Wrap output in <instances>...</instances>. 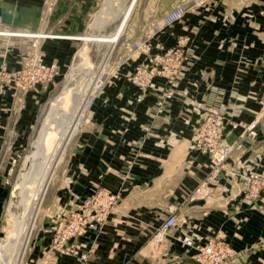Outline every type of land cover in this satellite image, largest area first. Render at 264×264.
Returning <instances> with one entry per match:
<instances>
[{"label": "crops", "instance_id": "crops-1", "mask_svg": "<svg viewBox=\"0 0 264 264\" xmlns=\"http://www.w3.org/2000/svg\"><path fill=\"white\" fill-rule=\"evenodd\" d=\"M189 1L137 0L116 55L127 41L142 35L148 24ZM99 3L53 0L48 9L45 0L1 1L0 31L10 34L0 35V64L19 68L25 42L37 41L45 59L56 61L58 72H65L79 52L83 40L79 36L89 26L101 30L95 21ZM263 10L264 0H203L162 35L171 45L178 34H189L195 51L194 64L179 83L182 95L164 113L155 112L156 91L142 92L123 78L106 84L65 147L61 173L47 197V210L59 217L96 187L119 192L121 202L99 232L71 240L82 251L89 250L86 262L76 255L48 251L52 219L43 216L22 264H200L195 249L185 246L179 237L191 234L203 242L219 229L237 250L235 262L261 264L264 197L261 206L245 200L241 193L244 179L239 173H264ZM157 82L163 84L160 78ZM214 92L219 95L215 99ZM205 97L227 103L232 114L238 112L233 119H259L258 136L244 138L243 150L228 161L230 171L207 182L208 197L194 198V190L210 172L208 156L193 149L191 142L201 117L195 104ZM47 99V92L40 89L0 96V169L6 170L0 172V233L9 186L7 170L14 166V154L28 146ZM241 135L240 129L230 131L225 141L233 142ZM4 153L7 160H3ZM169 203L179 206L178 224L153 244L155 232L168 216Z\"/></svg>", "mask_w": 264, "mask_h": 264}, {"label": "rangeland", "instance_id": "rangeland-1", "mask_svg": "<svg viewBox=\"0 0 264 264\" xmlns=\"http://www.w3.org/2000/svg\"><path fill=\"white\" fill-rule=\"evenodd\" d=\"M1 1H3V0H0V2ZM128 2H129V0H123L122 5L118 6V4L120 3L118 0H100V3L98 5V7L96 8V10L99 9V12H97L96 15H95V21L99 20L98 23H100L99 24L100 28H101L100 32H102V33H110L111 31H113L115 29L116 24L119 22V19H116L114 22H109V23H106V24L102 23L103 25H105V27L101 26L102 25L101 24L102 19L104 18L106 20V16H107V15L105 16L106 13L104 15L102 14V12L104 10H106V7L115 6V5L120 7V9L117 10V13L119 14V18H120V14H121V12H123L122 8L125 5H127ZM45 3H46V0H45ZM46 6H47V4H46ZM52 6H53V0H51V4H49V7L47 6V8L48 9L52 8ZM133 12H134V8H133L131 14ZM263 12H264V10H263ZM131 14H130V16L128 18V21H127V23H126V25H125V27H124L122 32H125L127 27H129V22H130V20L132 18ZM110 15H111V12H110ZM110 15H109V17L112 18ZM162 17H163V15L161 17H159L158 19L154 20L152 23L148 24L145 27V29L143 30L142 35H140L139 37H136L134 40H137V39L140 40V39L144 38L145 36H150V35L153 36L154 35L152 37V39H151L153 44H156L157 42H160L161 45H163L165 48H169V47H173V46H176V45H180V43L183 44L181 42L180 38L188 37L189 38V42L187 44H184V46H182L184 51L186 49L185 61L188 63V69L185 72V74H186L189 71V69L192 67V65L194 64V61H195V51H194L193 39H192V37L189 34H178L176 36L175 42L173 44H171V45L166 44L162 40V35L169 28H171L176 22L174 24L170 25V26H165L162 30L157 31L158 22H159V20ZM96 30H97V27L95 29V26H94V28L89 26L88 31L84 35L96 34L97 31H98V30L97 31ZM7 34H10V32L0 31V35H7ZM14 34L25 36L24 33H14ZM34 35H44V36H46L47 34H32V37ZM26 37H28V36H26ZM132 41L133 40L127 41L124 44V49H123L121 54L125 53V50H126L125 47L128 45V43H131ZM6 43L7 42L4 41V46L6 45ZM118 43H119V41L114 43L115 45L114 44H110L109 42H99L98 43L96 41H92V42L91 41H86V40L79 41V52L73 58V61H72V63H70V65L67 68V70L65 72H58V69H57L56 73L52 77L46 76L44 74V72L39 70L38 66L40 64L51 65L52 63H55L57 65L58 63H56V61H47L45 59V53L43 52V50H41V48L40 49L38 48L39 44L37 43V41H32L30 43L29 42H25V45H26L25 50H24V52H21V53H24V55H26V53H27L28 55L24 56L22 54L23 56H21L20 67L19 68H17V69L9 68L8 65L5 62L0 64V96H4L7 93L15 94V93H17L19 91L20 92H28L29 90H37V89H40V90H43V91L47 92V95H48L47 101L45 103H43L42 108L40 110V113H39V116H38V120L36 121V124H35V126L33 128L32 133H31L28 146L26 147V149L23 152L14 154L15 161H14V159H11L13 161V163H14V166H13L12 169L7 170L6 179L9 182V186H8V192H7V196H6V201H5L4 207H3L2 230H1V233H0L1 236L6 234L7 232H11V231H14V233H16L18 236H21L22 232L19 229L18 221L12 220V217H13L14 213H15V215H20L21 213H25L24 206L20 202V191H21V189H20L21 180L19 178V173L21 171L20 168H21L22 164L24 163L25 156L29 155L30 151L35 149V147L33 146V143H34L35 139L38 137L39 130H40V127L42 125L43 119L49 113V111L51 109V106L53 105L52 103L55 102V99L58 100L59 96H62V97H60V102H63L64 108L67 111H70L71 96H72L70 94H73L72 92H75L76 90H78V92H80V94H83L82 98H86L88 96L87 94H89L96 86H98V87L95 88L96 93H97V97L95 99V102H96L98 97L102 94L106 84L110 80H112L114 78L115 79H117V78L126 79L131 84L137 86L136 84H134L128 78V75L132 71H134L135 67L138 64L143 62V60L145 59L144 55H138V56L137 55H132L129 58V60H128L129 63L125 64L122 67V70H120V72L117 73V74H113L112 72H109L108 68L105 67V65H104L105 60L108 61V66H109L115 61V59H117V57H119L121 55V54L116 55V46H117ZM11 45H12V43H11ZM110 45H111L112 48L110 47ZM29 48H30V50H29V52H27V50ZM186 53H187V55H186ZM104 71H105L107 77L103 80L102 86L97 85V80L99 78L98 75H100L101 72H104ZM95 78H97V79H95ZM158 78L162 79L161 83H166V80L164 78H161V77H158ZM158 78L155 79V82H156L157 85H158V82H157ZM181 78H180V80H181ZM92 79H93V81H92ZM180 80H179V83H180ZM179 83H178V85L176 87V91H175L174 96L167 101V103L169 105H170L171 101L174 98L180 97L182 95V93H181V91L179 89ZM87 87H89V89ZM137 87L140 88L142 92H146V91H149V90L156 91L157 92V97L159 96V88L156 87V86H152L151 88H147V89H142L139 86H137ZM90 88H92V90ZM214 93H215V97H214V99H215L219 95H218L217 92H214ZM207 100H213V98L209 99V97L208 98L205 97V98L199 100L195 104V108L201 113L200 119L205 114L202 111V109L199 107V104L200 103H205ZM84 101H85V99H82L81 104H83ZM64 102H65V104H64ZM220 103H223V106L228 109V117L229 118L233 119L232 118L233 114L234 115L238 114V112H234V110H233V114H232L231 107L228 106L227 103H225V102H220ZM93 105L90 108L81 107V109L83 108V110H84V118H83L84 122L86 121L88 113L91 110V108L93 107ZM60 111H63L62 107L60 108ZM233 120H237V121L243 122L246 127H243V125H242V126H239L238 128L234 129V128H231L230 125H227L226 128L223 129V131H222V136L223 137H222V141H221L220 145L223 146V147L227 146V148H229V146H231L233 148L232 151H231L232 153L229 154L225 158V160H223V163H222V166H221L220 169H218L217 167L214 168L213 163L210 161L209 155L206 154L208 156V158H209L210 172L206 176V178H204V180L200 183V185L197 187V188L201 189L200 192H201L202 196H199V197L197 196V197H194V198H206V197H208L209 190L207 189V186H206L207 182L209 180H211V179H215L221 172L229 170L228 169V161L230 160L231 157H233V155H235V153L243 150V148H244V143H243L244 138H250V139H253V140L257 139L259 119L255 118V119H252L251 121H247V120H244V119H241V118H236V119H233ZM83 121L81 122L82 125L84 124ZM81 126H79V129L81 128ZM249 127H250V130H249ZM238 129L241 130V133H242L241 138H239V139H237V140H235L233 142L225 141L226 134L228 132H230V131L234 132V131H236ZM70 140L66 143L65 147L67 146V144H69ZM192 148L199 151V149L194 148L193 146H192ZM64 152H65V150H63V153H62L63 157L61 158L60 162L58 163V165L55 168L54 174H53V176L51 178L52 180L50 181V183H49V185L47 187L46 193H45V195L43 197V200L41 202V206L39 208V212H38L37 217L35 219V221H36L35 225H34L32 231H31L30 239L28 240V245H27V248H26L27 250L25 252V255H24L23 259H22L21 264L29 256V248H30L31 240L33 239V236H34V234L36 232L35 228L40 223L41 218H43V216H44L45 220L52 219V228H53V226H54V224H55V222H56V220L58 218V217H55V216H53L52 214H50L48 212V210H47V207H48L47 197L49 198L50 194L53 192V184L55 182V178L57 176H59L60 173H61L62 162L64 160L63 158L66 155V152H65V155H64ZM199 152H201V151H199ZM201 153H203V152H201ZM203 154H205V153H203ZM11 155L12 154H9V156H11ZM7 159H8L7 153H4L3 154V160H7ZM32 160L35 162V165L38 166V160H37L36 157L34 158V155L32 156ZM0 172L1 173L2 172H6V170L0 169ZM25 172H26V170H25ZM239 174L244 179V186H243V189L241 191V193L243 195V198L245 200H247L253 206H261V205H263L264 173L263 172H259V171H249V172H246V173L245 172L244 173L241 172ZM249 180H250V182H249ZM96 188H104V187H96ZM96 188H94V190ZM76 204L77 203L73 204L70 208H68V210L71 209V208H74ZM9 206H11L10 207L11 208V212L10 213L8 211L9 210ZM114 210H113V212H114ZM18 230H20V231H18ZM217 235H221L230 244V242H229V240L227 238L226 232H224L223 230H220V229L216 230V231L212 232L210 235H208L205 238V240H203V242L204 241L206 242L207 239H209L210 237L217 236ZM195 239L197 241H201L199 238H195ZM4 243H5V239H4ZM51 244H52V242H51ZM51 244H50V246L48 248V251H54V249H51ZM55 251H57V250H55ZM83 251H85V250H83ZM236 252H237V250H236ZM76 256H78V255H76ZM0 264H5V263H4L3 260H0ZM235 264H239V263L235 262ZM261 264H264V259L261 261Z\"/></svg>", "mask_w": 264, "mask_h": 264}, {"label": "built area", "instance_id": "built-area-1", "mask_svg": "<svg viewBox=\"0 0 264 264\" xmlns=\"http://www.w3.org/2000/svg\"><path fill=\"white\" fill-rule=\"evenodd\" d=\"M202 1L191 0L173 8L159 20L157 31L182 20L190 10L200 6ZM46 4L49 7L51 0H46ZM24 35L29 37L32 34ZM153 36L133 40L125 47V53L117 57L109 66L108 61L105 60L104 65L109 72L117 74L125 64L129 63L128 60L132 55H144L143 62L135 67L128 78L142 89L152 86L159 88L155 112L160 114L166 112L169 105L167 101L174 96L180 78L188 69V63L185 61L186 49L184 51L182 46L189 42V38L182 37L180 40L183 44L165 48L160 42L153 44L151 41ZM119 38L120 35L114 43ZM38 68L48 77H52L58 69L55 63L40 64ZM158 77L164 78L166 83L157 85L155 79ZM102 83L103 81L98 85L102 86ZM95 88L84 98L83 108H90L94 104L97 97ZM199 107L205 115L193 129L192 146L208 154L214 168L220 169L223 160L232 153L233 149L231 146L227 148V146L220 145L223 129L227 125L234 129L242 125L246 126L241 121L229 118L228 109L223 106V103L207 100L205 103H200ZM200 191V188H196L193 197L202 196ZM120 202L121 194L106 188H96L91 194L84 196L74 208L67 210L57 218L52 228L51 249L65 254L78 255L83 263L86 262L90 256L89 250L82 251L71 240L90 231L99 232ZM178 208L179 206L175 203L167 205L168 216L155 232L152 239L153 244L162 241L169 230L178 224ZM179 239L185 246L195 249V259L200 264H235L237 252L221 235L210 237L206 242L197 241L191 234H182ZM3 250L4 238L0 235V253Z\"/></svg>", "mask_w": 264, "mask_h": 264}, {"label": "bare ground", "instance_id": "bare-ground-1", "mask_svg": "<svg viewBox=\"0 0 264 264\" xmlns=\"http://www.w3.org/2000/svg\"><path fill=\"white\" fill-rule=\"evenodd\" d=\"M118 1L120 2L118 6L122 5L123 0ZM136 1L137 0H129L127 5L122 8L123 12H121L120 18L117 13L120 7L116 5L106 7V10L102 12L103 15L106 13V20L103 18L101 24L114 22L116 19H119L115 29L110 33L98 31L96 34L83 35L79 36V38L91 42H109L110 44H114V41L121 35ZM109 15L112 18H110ZM101 26L105 27L103 24ZM98 76L97 85L107 77L105 71L101 72ZM87 88L89 89V87ZM90 89L92 90V88ZM72 93L73 94H70L72 95L70 111H67L64 108L63 102H60V97L62 96H59L58 100L55 99V102L52 103L53 105L49 113L43 119L38 137L33 143L35 149L30 151L29 155L25 156L24 163L20 168V202L24 206L25 213H21L20 215H15L14 213L12 220L18 221L19 229L22 233L21 236H18L14 231H11L3 235L5 243L4 251L0 253V260H3L5 264H21L27 250L28 240L30 239L31 231L35 225V219L39 212L41 202L52 180L51 178L55 168L63 157L62 153L63 150H65V145L78 131L79 126L82 125L81 122L84 118V110L83 108L81 109V107H83V104H81L82 99H84L82 98L83 94H80L78 90ZM61 107L63 111H60ZM33 155L34 158L36 157L38 160V166H36L35 162L32 160ZM10 207L11 206H9L8 210L9 213L11 212Z\"/></svg>", "mask_w": 264, "mask_h": 264}]
</instances>
